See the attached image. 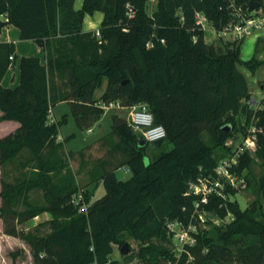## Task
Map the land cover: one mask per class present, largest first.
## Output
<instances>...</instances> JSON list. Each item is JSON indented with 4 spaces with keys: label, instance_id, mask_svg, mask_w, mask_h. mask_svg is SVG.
Returning <instances> with one entry per match:
<instances>
[{
    "label": "trees",
    "instance_id": "trees-1",
    "mask_svg": "<svg viewBox=\"0 0 264 264\" xmlns=\"http://www.w3.org/2000/svg\"><path fill=\"white\" fill-rule=\"evenodd\" d=\"M250 1L157 0L149 13L148 0H83L80 8L76 0H0V34L15 25L20 38L34 40L46 56V62L22 56L19 84L5 87L2 79L13 65L16 44L0 41V118L20 123L0 138V217L4 233L18 236V223L51 213L49 221L23 233L33 248L34 264H123L112 253L128 237L138 242L139 251L123 254L125 260L138 255L145 264H228L239 257L264 264V174L258 181L262 203L246 209L229 199L235 188L226 187L225 197L213 195L199 208L195 204L200 195L189 192L190 181L213 172L219 161L215 147L229 148L225 143L239 131V117L245 118L243 135L252 122L264 128V97L258 109L249 104L252 92L239 68H257L241 58V41L209 43L195 18L203 12L219 32ZM257 1L264 8V0ZM96 11L104 14L100 36L84 29L85 16ZM104 80L106 88L98 97ZM116 100L124 105L149 103L155 123L167 132L154 145L172 146L150 156L149 143L140 145L142 136L127 124L116 126L115 115L113 131L126 145L121 165L132 175L121 179L116 167L106 168L107 162L101 161L93 174L94 180L103 181L105 194L92 201L85 192L89 205L82 212L71 202L79 190L73 173H62L68 168L64 152L58 150L64 142H56L65 120L49 123L48 115L55 103L66 101L78 126L90 128L106 112L99 102ZM256 149L264 162L263 132ZM27 150L37 162L35 172L19 183L10 181L4 165ZM252 161L245 152L235 170L243 171ZM33 188L43 191L46 204L32 202L26 193L25 207L19 209L23 189ZM205 210L233 219L202 229L198 214ZM168 220L198 225L196 244L180 255L168 245L173 237ZM42 226L49 230H40ZM244 237L252 239L239 244Z\"/></svg>",
    "mask_w": 264,
    "mask_h": 264
},
{
    "label": "rangeland",
    "instance_id": "rangeland-1",
    "mask_svg": "<svg viewBox=\"0 0 264 264\" xmlns=\"http://www.w3.org/2000/svg\"><path fill=\"white\" fill-rule=\"evenodd\" d=\"M77 6L81 4V0H76ZM75 3V6H76ZM157 0H148L147 9L151 13L156 8ZM129 7V5L127 4ZM81 7V6H80ZM79 7V8H80ZM101 12V11H100ZM96 13V12H95ZM94 13V14H95ZM98 29H95L97 32ZM206 37L209 41H227L229 39L221 37L216 30L207 23L204 28ZM245 38H243L242 42ZM264 53V40H258L257 48L254 55L250 56L246 54L247 60L252 61L257 67L255 71H252L244 64L239 65L240 70L245 74L249 87L251 89L252 98L261 102L264 97V57L260 54ZM261 56V57H260ZM248 57H250L248 59ZM18 60L21 57L17 58ZM244 60V59H243ZM259 62H261L259 64ZM259 64V65H258ZM255 73V74H254ZM257 79V80H256ZM58 84L61 85L62 89H65L64 84L61 79L56 78ZM106 80L103 84L97 88L96 96L100 97L106 88ZM254 108V107H253ZM256 108H258L256 106ZM52 115L57 121L65 120L59 127V136L56 142H64L63 145L58 149L60 152H64L65 160L68 164V168L62 171L63 174L70 170L73 173L74 182L79 188L78 193H83V200L86 201L85 192L91 194V200H95L100 196L105 194V187L101 179L94 180V170L100 167V162L104 161L106 163V168L114 169L116 175L121 179H128L132 172L131 170H126L127 165H121L126 157V145L121 140V137L113 131V125L115 123L114 116L128 117V112L125 109H107L103 114L102 118L97 121L92 127V131L89 128L81 129L72 113L71 105L66 101H60L53 105ZM239 131L235 132L233 139L235 142H240L243 137V131L240 130L242 124L245 123V118L239 117ZM247 126L246 129L249 128ZM204 139L210 145H214V141L207 134H203ZM232 138V137H231ZM145 144V140H140V145ZM226 145V143H225ZM150 148L147 152L150 156H154L160 153L162 150L169 149L172 145L170 143H164L162 147L155 146L154 143H149ZM227 146V145H226ZM229 148L215 147V154L219 156L220 160L224 156L231 153V150L235 149L236 146H227ZM257 147V146H256ZM49 148H46L48 150ZM48 152V151H45ZM246 152L252 157V162L250 166L243 170L242 176L246 179V184L235 188L234 192L229 195V199L236 201L242 209L250 208L253 204L262 203L261 190L259 188V178L264 174V162L257 155V149H249ZM146 162L149 161V156L145 158ZM36 160L31 153V151H25L19 155L15 161L8 162L4 165V169L8 172L10 181L19 183L20 180L25 177H29L32 172H35ZM0 163V176H1V166ZM118 166V167H117ZM1 191V190H0ZM28 193L30 200L36 204L45 205L46 199L43 191L40 188H33L29 191L23 189L21 196L19 197V209L25 207L23 201V196ZM71 202H73L71 200ZM87 202V201H86ZM208 217L211 222H205L201 225L202 229L210 230L214 224L213 218L215 214L211 210H207ZM1 218V217H0ZM52 218L50 212H43L31 219L24 222L18 223L19 235L5 237L3 231V222L0 221V259L2 264H34L33 258V248L23 237V233H26L29 229H35L42 223L49 221ZM208 218V219H209ZM232 215L229 214L226 220H231ZM2 220V218L0 219ZM2 222V224H1ZM221 224V223H218ZM40 230L44 232L49 230V227L42 226ZM252 239L251 237H244L240 239L239 244L247 242ZM128 243L130 247V252L138 254L139 246L138 242L132 238L128 237L127 240L122 244V246ZM169 247L176 250L180 247L177 239L175 237L171 238V242L168 243ZM118 245L114 246V251L112 257L117 259L123 264H145L138 255L132 260H125L123 254L120 252ZM252 259L236 258L228 264H252Z\"/></svg>",
    "mask_w": 264,
    "mask_h": 264
},
{
    "label": "built area",
    "instance_id": "built-area-1",
    "mask_svg": "<svg viewBox=\"0 0 264 264\" xmlns=\"http://www.w3.org/2000/svg\"><path fill=\"white\" fill-rule=\"evenodd\" d=\"M196 24L204 29L208 23L206 15L198 11L196 12ZM264 28V8L250 11L249 8L244 9L239 6L235 13V18L225 25L219 32L221 37L229 40H242L247 36L257 32ZM96 34L100 36V31L97 30ZM13 59V56L10 57ZM249 104L258 109L261 107V102L255 98H251ZM105 110L107 109H125L128 112L127 125L132 130L142 136V138L148 143H155L166 137V129L164 125L155 123L154 114L151 111L150 105L147 102H140L133 105H124L121 101H111L109 103L100 101ZM256 106L258 108H256ZM49 123H54L57 120L52 115V110L48 115ZM92 131L91 128H89ZM260 132L264 133V128L257 126L256 123H251L247 129L246 135H243L240 142H235L232 138L226 141L227 146H236L235 149L231 150V153L221 158L217 165L214 167L213 172L209 175H203L198 177L196 181H190L189 192H194L200 195V198L196 201V208H199L202 204H207L211 196L225 197L226 187L238 188L246 184V179L242 176L243 171L238 172L235 170L239 162V157L243 155L249 149H255L258 144V135ZM126 170H130L128 167ZM72 201L78 205L79 211H86L89 203L83 200V193H75L72 196ZM213 212V211H212ZM214 213V212H213ZM215 214V213H214ZM213 221L223 223L226 221L214 215ZM199 226L207 221L208 214L207 210L200 212ZM233 219V217H232ZM168 231L175 237L180 244V247L175 251L176 255H180L187 246H193L197 242V233L199 228L196 222L190 221L185 224L181 220H168L167 221ZM175 264V263H172Z\"/></svg>",
    "mask_w": 264,
    "mask_h": 264
},
{
    "label": "crops",
    "instance_id": "crops-1",
    "mask_svg": "<svg viewBox=\"0 0 264 264\" xmlns=\"http://www.w3.org/2000/svg\"><path fill=\"white\" fill-rule=\"evenodd\" d=\"M82 3H83V0H81V4H79V6H77V3H76V8H79L80 6H82ZM103 17H104V14L100 11H96V13L93 15L87 14L84 18V29L85 30L98 29L103 20ZM205 39L207 42L211 43V41L207 39L206 34H205ZM260 39L261 41L264 40V28L247 36L243 40L242 45H241V54H240L242 59L247 60L246 54H249L250 56L254 55L256 48H257V42ZM0 41H14L16 44V55L13 59V65H11L8 68L7 72L5 73L2 79V85L5 87H16L20 82V60L17 59L18 57L38 56L42 62H46L44 48L40 46L38 43H36L34 40L21 39L20 30L15 25H8L3 28L0 34ZM260 55L264 57V53H261ZM249 58L250 57H248V59ZM2 115H3V111L0 109V117ZM19 125L20 123L17 120L0 118V138L15 131ZM0 190H1V183H0ZM0 204H1V197H0ZM3 235L5 237H11V235H8L5 233ZM0 264H2L1 259H0Z\"/></svg>",
    "mask_w": 264,
    "mask_h": 264
},
{
    "label": "water",
    "instance_id": "water-1",
    "mask_svg": "<svg viewBox=\"0 0 264 264\" xmlns=\"http://www.w3.org/2000/svg\"><path fill=\"white\" fill-rule=\"evenodd\" d=\"M249 10L250 11H254V10H258L259 8H261V2L260 1H257V0H251L249 2ZM127 123V120L126 118L124 117H118L117 120H116V126H121V125H125ZM231 126L228 125V129H230ZM147 142L145 141V144ZM130 251V247H129V244L128 243H125L121 248H120V252L122 254H127L128 252Z\"/></svg>",
    "mask_w": 264,
    "mask_h": 264
}]
</instances>
